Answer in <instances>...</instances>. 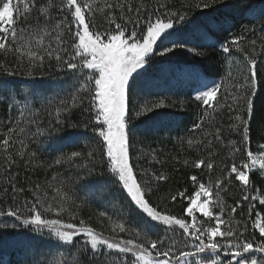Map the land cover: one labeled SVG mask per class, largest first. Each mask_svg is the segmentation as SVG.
Listing matches in <instances>:
<instances>
[{
	"label": "snow or ice",
	"instance_id": "6c2138e0",
	"mask_svg": "<svg viewBox=\"0 0 264 264\" xmlns=\"http://www.w3.org/2000/svg\"><path fill=\"white\" fill-rule=\"evenodd\" d=\"M218 4L228 6L226 0H190L179 9L170 7L169 0H0V103L7 105L6 118H0V231L19 228L32 234L31 259L25 264H264V194L259 200L252 195L251 179L256 172L264 175V144L251 147L257 115L264 139V76L259 68L264 61L256 55L264 54V36L259 45L257 39L248 41L252 55L244 52L245 34L221 44L230 87L196 77L194 100L202 114L177 140L182 151L195 153L183 165L201 173L206 169L208 178L205 182L202 174L189 175L190 194L187 189L168 194L172 202H187L183 215L173 214L164 203L168 196L151 200L169 176L152 168L137 171L131 163L135 144L141 142L137 135L163 130L159 122L140 125L150 119L148 114L171 106L166 96H137L145 66L157 55L166 57L184 47L179 35L185 25L215 20L197 24L194 10L216 11ZM259 15L264 17V7ZM98 16L104 26L97 25ZM256 31L245 28V33ZM234 50L244 52L243 63L232 58ZM189 51L206 55L196 48ZM52 70L63 79L49 82L46 73L50 76ZM16 77L21 79H9ZM222 109H227L232 138L212 123V114ZM85 113L86 119H74ZM45 142L60 146L54 163L73 170L71 185L59 172L46 186L18 183L21 164L34 171L44 166L34 162ZM223 151L231 163L221 161V174L213 181L216 157ZM136 158L164 163L155 149L145 153L141 148ZM172 160L181 162L176 156ZM235 182L243 195L225 220L229 206L222 193ZM48 190L55 193L51 199ZM257 200L261 212L255 213L249 238L247 223L234 214L247 202L251 218ZM89 203L104 209L99 217L102 225L107 221V235L103 226L98 230L79 217L78 210ZM177 234L183 239H175Z\"/></svg>",
	"mask_w": 264,
	"mask_h": 264
},
{
	"label": "trees",
	"instance_id": "16d2710c",
	"mask_svg": "<svg viewBox=\"0 0 264 264\" xmlns=\"http://www.w3.org/2000/svg\"><path fill=\"white\" fill-rule=\"evenodd\" d=\"M188 2H190V0H169V6L179 9L182 5L187 4ZM226 4L228 6H220L218 4L216 6V11L194 10L191 14L196 18L197 24H202L206 18L211 20L212 17H215V20L210 25H185L181 30V33L192 30L196 27L202 35L199 36L191 33L186 39L179 35V40L184 43L183 48L176 49L173 54H168L166 57H160L157 55L154 57L153 61H151L150 65L145 66L148 71L145 74V78L140 81L139 87L137 88V96L141 100H154L166 96L168 97L169 105H171L165 109L157 110L158 114L156 115L148 114L150 119L147 120L146 124L140 125L141 128H144L151 126L155 122H159L163 126V130L149 133L146 136L138 134L137 140L141 142L135 144L131 160V163L137 171L140 167L152 168L157 172L163 171L169 176V180L160 182L159 190L155 191L151 196L153 203L159 202L162 196H168L169 193L174 194L175 192L184 189H187L190 194L194 189L191 181L188 179L189 175L202 174L203 179L207 182L208 173L206 169L201 173V170L186 168L183 165V159L185 157L193 158L195 153H192L190 150L188 152L182 151L181 145L177 140L178 135L183 134L185 127L191 128L192 123L198 120L202 114V110L198 107L199 102H196L186 90L175 87H164L166 80H163L162 84L148 85V80L146 79H148L150 75H155L156 71H160L165 66H167V69H170L169 67L178 65L191 68L207 78L211 77L216 79L217 82H223L225 87H230L231 82L227 78L228 61L222 53L221 44L226 43L233 36L245 34L247 38L242 41V46L244 52L252 55L251 49L253 46L249 44L248 41L257 39L259 45L261 36H264V31H261V21L264 20V17L259 15L261 8L264 7V0H226ZM250 7L254 8V13L249 11ZM183 10L187 11L188 9ZM202 12L207 13V17L202 15ZM253 15L256 16L255 19L253 18ZM225 17L229 18L227 23H223ZM96 23L98 26H104L103 18L98 16ZM212 26L214 28H212ZM246 27L248 29L255 27L257 31L254 34L251 32L245 33ZM209 35L212 37L210 40L207 37ZM191 48H196L197 51L205 52L206 55L204 57L196 56L193 52L189 51ZM159 50L160 49H157V51ZM244 52H235L234 50L232 58L234 60L238 59L243 63ZM256 55L261 61H264V54L257 51ZM259 68L261 75L264 76V63H261ZM233 74L235 75V72ZM167 75L169 76V73ZM52 77L63 79L61 74L55 70H52L50 76L46 73V79L49 82H52ZM9 79L19 80L21 78L16 77ZM174 85L178 86L177 84ZM6 115L7 105L5 103H0V118H6ZM212 116L215 117L212 123L215 126L223 127L225 129V136L227 138H232L228 136L227 132V109H222L217 113H213ZM86 117V113L83 115L78 114L74 119H86ZM208 119L212 120V117H209ZM206 127H208L209 131H214V127H209L207 124ZM261 127L262 122L259 115H257L252 125L251 147L253 150L257 149L259 145L264 144V139H261ZM78 131L83 132L85 130L79 129ZM86 134L89 136L92 135L91 130H87ZM64 135H67V133L60 134V136ZM225 142H227V140ZM58 147H60L58 144L45 142L38 153L39 160L34 162L40 163L44 166L34 171L31 166L24 168L21 164V167L18 169V183L24 187H27L30 184L34 185L35 183H40L46 186V181L51 179L53 173L59 172L62 174L66 184L71 185L72 181L75 180V176L72 174L73 170L61 167L54 163L56 157L60 155V151L56 150ZM184 147L186 148V145ZM35 148V145L30 144V150H35ZM141 148L144 149L145 153L155 149L159 154V158L164 161L163 165L161 166L155 163L149 164L147 158L137 160L136 157ZM62 150L69 151L72 149L63 148ZM173 156L178 157L181 162L177 164L176 161L172 160ZM221 161L228 163L230 166L231 161L228 158L227 151L221 152V154L216 157L217 168L211 174L213 181L221 174ZM238 162L239 161H237V163ZM2 164L3 159L0 157V165ZM2 179L3 178L0 177V183H2ZM251 179L253 182L252 195L264 194V177H262L259 172H256L252 175ZM57 186L59 185L57 184ZM77 194L83 195L82 193ZM28 195L30 196L31 194L29 193ZM53 195H55V193L48 190V199H51ZM222 195L224 196L226 205L229 206L223 217L227 220L229 218L227 213L231 212V207L236 206L237 201L240 200L243 195L240 190L239 182H235L230 186L229 190L222 193ZM164 203L175 215H183V207L187 206L186 201H181L179 199L176 202H172L170 196H168V199L165 200ZM254 203L255 212L252 214L251 218H249L247 202H244L239 208H237V211L234 214L235 220L247 223L249 230L247 235H249V238H251L253 232V221L258 218L255 213L261 212L258 201ZM161 207H164V205L162 204ZM103 210L102 207H99L94 203H89L85 204L78 210V215L80 218L89 221L92 226L96 227L98 230L103 226L105 234L107 235V229L109 227L107 221L104 220L102 225V219L99 217V212ZM216 211H218V209ZM261 214H264V212ZM197 217L198 219H204L202 216L197 215ZM65 219H67V217H65ZM76 222L78 223V221ZM243 223L241 224V227L243 226ZM0 228H2V225H0ZM31 235V233H27L19 228L15 230L0 231V264H25L26 260L31 259L30 245L28 243V238ZM255 236L259 237L258 230L255 231ZM174 238L177 240L183 239L179 234ZM82 239L83 238L81 237V240Z\"/></svg>",
	"mask_w": 264,
	"mask_h": 264
},
{
	"label": "rangeland",
	"instance_id": "374dc122",
	"mask_svg": "<svg viewBox=\"0 0 264 264\" xmlns=\"http://www.w3.org/2000/svg\"><path fill=\"white\" fill-rule=\"evenodd\" d=\"M191 26H193V25L191 24ZM212 28H214V27L212 26ZM214 30H216V29H214ZM191 33H194L195 35H199V36L202 35V33H200L198 31V28L195 27L192 30L181 33L180 36L182 38L186 39ZM207 37L209 38V40H210V38H212L211 35H209ZM169 68L170 69H167V66H165L160 71H156L155 75H153V76L150 75L148 77V79H146V80H148L147 81L148 85L162 84L163 80H166V82L164 83L165 84L164 87H169V88L175 87V88H181L182 90L190 89L191 96L194 98L195 92L193 91V89L196 87L195 80H196L197 75L203 76L204 78L209 79V80H216V79L211 78V77L207 78L203 74L197 73L195 70H193L191 68L181 67L178 65H176V66L174 65V66H171ZM168 73H169V76L167 75ZM174 84H177L178 86H176ZM261 176L264 177V175H262V174H261ZM257 196H258V200H259L260 195H257ZM197 215L201 216L199 213H197Z\"/></svg>",
	"mask_w": 264,
	"mask_h": 264
}]
</instances>
